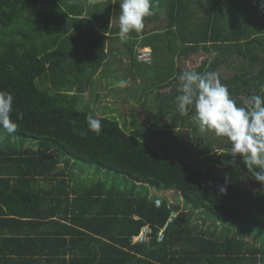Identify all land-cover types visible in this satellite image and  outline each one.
<instances>
[{"label":"trees","instance_id":"1","mask_svg":"<svg viewBox=\"0 0 264 264\" xmlns=\"http://www.w3.org/2000/svg\"><path fill=\"white\" fill-rule=\"evenodd\" d=\"M68 1L74 2L71 17L67 0H0V90L15 98L13 119L23 113L14 133L0 128V215H13L1 223L49 217L40 236L5 238L10 256L19 257L2 264H44L39 258L46 264H264V185L254 190L239 179L221 194L230 167L220 153L230 145L207 139L198 154L208 164L200 166L172 159L170 141L162 138L175 128L185 132L178 133L188 146L198 130L194 108L181 115L176 105L184 70L217 73L223 60L236 56L238 73L221 82L238 104L250 94L264 95L260 0H151L144 28L124 41L117 35L118 0H91L85 8L82 0ZM113 42L121 45L113 53L127 57L131 75L142 78L135 101L168 88L146 122L131 131L107 105L94 108L102 87L94 76ZM143 46L150 56L141 63L136 53ZM196 54L203 56L197 65L177 64ZM87 89L93 107L86 104ZM89 113L101 120L99 133L89 130ZM216 141L221 144L214 150ZM83 165L107 177L82 181L75 170ZM40 206L47 211H25ZM146 224L148 239L132 242Z\"/></svg>","mask_w":264,"mask_h":264},{"label":"clouds","instance_id":"2","mask_svg":"<svg viewBox=\"0 0 264 264\" xmlns=\"http://www.w3.org/2000/svg\"><path fill=\"white\" fill-rule=\"evenodd\" d=\"M260 4L264 8V0H260ZM151 15V0H119L117 35L120 40H126L133 31L139 33L144 28L145 17ZM211 55L214 57L216 54ZM177 79L179 94L175 100L180 114L188 115L189 106H192V120L199 131L214 134L230 145L220 153L228 157L222 161L223 165L239 173L240 180L250 176L264 185V95L250 94L242 104H238L228 86L212 71L184 70ZM260 91L264 92V88ZM14 99L10 92L0 90V128L9 134L17 129L16 121L23 118V113L17 112L16 119H13ZM86 120L89 130L99 133L101 120L91 113ZM240 163L244 166L243 172ZM229 182L230 177L226 175L224 185L219 186L221 194L227 193Z\"/></svg>","mask_w":264,"mask_h":264},{"label":"rangeland","instance_id":"3","mask_svg":"<svg viewBox=\"0 0 264 264\" xmlns=\"http://www.w3.org/2000/svg\"><path fill=\"white\" fill-rule=\"evenodd\" d=\"M108 47L109 45L107 46V48ZM114 48L120 49L121 45H119V43H112V46L109 47L106 64L99 67V69L95 73L96 75L94 76L93 82L99 83L102 87L100 88L97 95V99H99V101H95L94 108L96 105L101 107L107 105L111 109H106V111H108L111 115L116 116L120 124L123 126L125 125L128 128L127 131H131L133 124L136 128L141 125V122H146L147 116L149 117L150 113L155 110L154 108L157 103L158 94L163 91H168V88L165 87L155 90L151 93H148V95H144L145 100L135 101L132 96L135 95L136 92L140 91L138 87L142 85L140 82L142 78L138 75H131V66L128 58L119 55L116 51L113 53ZM200 56L202 55L196 54L194 56H191V58L189 56V58H187L186 60L178 61L177 64L179 66H183L184 68H189L191 66L197 65L196 63L200 61ZM238 58L239 57L233 56L229 59L223 60L220 64L221 66L217 71L218 76L231 78L234 73H238V68L240 66V60ZM134 69L135 68L133 67V70ZM120 80H122V82H120ZM90 93L91 92L88 89L85 91V101L86 104H88L90 107H93L94 98ZM125 99H127L128 101ZM144 101L146 102L145 106L142 105ZM129 104H134V109H138L136 111L141 112V114L132 111L129 107ZM168 121L169 119L165 118L164 120H162V123ZM178 132L185 134V132H180V130L174 128L173 130H169L162 136V138L166 142L170 141L169 156L172 157V159L176 158L178 160V157H183V160L196 162L200 166L207 165L208 162L205 160V155H199L198 151L204 149V144L209 140V138L213 139L216 136L211 133H201L198 129L195 135H189L190 143L187 146L186 136L180 135ZM220 144V141H216V144L213 145L214 150H216L218 145ZM184 147L186 149V152L183 151ZM51 154L55 155V152L53 151L51 152ZM239 167L241 172H243L244 166L242 163H240ZM82 170H75L78 171V174L80 176L82 175V181H90L95 178L96 175H98L100 178L107 177L102 170H96L94 166L83 165ZM226 175L230 177V181L232 182H236L237 180H239V173L233 172V169L231 167L226 169L224 176ZM124 181H127L126 178H124ZM244 181L251 189L255 190L258 186V182H256L250 176L247 177ZM153 193L160 197L158 193L154 191ZM162 236L163 233L161 231L158 239L162 238Z\"/></svg>","mask_w":264,"mask_h":264},{"label":"crops","instance_id":"4","mask_svg":"<svg viewBox=\"0 0 264 264\" xmlns=\"http://www.w3.org/2000/svg\"><path fill=\"white\" fill-rule=\"evenodd\" d=\"M95 1V0H94ZM97 2H101L102 0H96ZM112 1V0H111ZM113 1H116V0H113ZM67 2L69 3L68 5V16L71 17V9L73 8L72 6H70V4L74 3L72 1H68ZM82 2H84V8L85 7H88V2L90 4L91 0H82ZM119 2V0H118ZM113 3V2H112ZM101 7V9H103V5L99 3V8ZM89 9V8H88ZM98 9V8H97ZM75 11V10H74ZM115 12V11H114ZM118 12H119V9H118ZM87 18L88 16L86 14H83L81 16V18ZM109 21H111V19L109 18ZM143 47H149V46H143ZM28 208V207H27ZM29 208H32V209H25L26 212H31V213H45V211H47V207L46 206H40V207H29ZM13 215L10 213V212H5V215H0V264H2V261L5 262V260H9V259H12L14 258L15 259H18L19 256L17 255H14L11 254L10 250H11V243L9 240H4L5 238H9V237H20L19 235H22V236H25V235H28L29 237H37V236H40V234L38 233L39 231L45 229V225H42L41 222L44 221H49V217H38V216H32L31 218H18L19 220L16 219V222H9L7 221V223H1L2 220H10L12 219ZM51 219H59L57 218L56 216H53ZM61 221H64V220H61ZM67 224H69V222H67ZM148 225V224H147ZM16 226H19L18 227V231L20 232V230L22 229V234H19V232L15 231V227ZM82 229V228H80ZM85 231V229H82ZM140 231V230H139ZM27 232V234H25ZM87 233V231H86ZM132 242H136L133 241ZM22 247H15L14 250H21ZM25 249H29V246H27ZM137 257H143L142 255L140 254H136ZM6 259H3L5 258ZM22 259L23 262H29L30 260V257L28 256H23V257H20ZM40 262H44V264H46V259L45 258H39Z\"/></svg>","mask_w":264,"mask_h":264},{"label":"built area","instance_id":"5","mask_svg":"<svg viewBox=\"0 0 264 264\" xmlns=\"http://www.w3.org/2000/svg\"><path fill=\"white\" fill-rule=\"evenodd\" d=\"M149 56H150V48H142V49H139L138 53H137V59L139 61H147L149 59ZM156 204L158 205L159 204V201L156 200ZM151 229L149 227V225H144L139 233L137 235H135L133 237L134 241H140V240H147V234L150 233ZM161 233V231H160ZM160 233H159V236H160ZM161 239V238H160Z\"/></svg>","mask_w":264,"mask_h":264}]
</instances>
